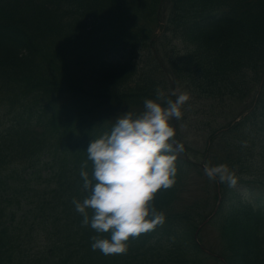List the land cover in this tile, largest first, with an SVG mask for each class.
<instances>
[{
    "label": "trees",
    "instance_id": "1",
    "mask_svg": "<svg viewBox=\"0 0 264 264\" xmlns=\"http://www.w3.org/2000/svg\"><path fill=\"white\" fill-rule=\"evenodd\" d=\"M168 1L161 16L165 0H0V264H264V204L247 196L257 190L264 198V0ZM160 20L167 21L162 41L182 42L171 56L162 49L174 60L171 92V76L157 60L161 50L152 48ZM158 87L166 95L191 92L223 112L252 101L238 121L239 114L214 119L220 127L207 133L203 154L182 134L185 117L171 121L185 149L175 184L152 201L165 221L108 258L92 249L99 234L83 225L73 204L89 194L80 168L90 142L120 114L141 113ZM199 159L226 165L236 181L220 180L213 218L223 260L196 238L213 199L192 200ZM5 165L13 168L4 175ZM86 170L91 177V161ZM197 171L204 187L216 184ZM9 188L25 197L15 199ZM22 206L35 213L28 230L55 235L49 245L19 247L8 222Z\"/></svg>",
    "mask_w": 264,
    "mask_h": 264
},
{
    "label": "clouds",
    "instance_id": "2",
    "mask_svg": "<svg viewBox=\"0 0 264 264\" xmlns=\"http://www.w3.org/2000/svg\"><path fill=\"white\" fill-rule=\"evenodd\" d=\"M189 99L186 92L166 95L158 87L155 99L144 100L141 113L120 114L110 131L90 142L87 160L80 168L83 189L89 194L82 201L73 199V204L83 225L99 234L92 237L94 251L124 254L130 238L164 223V213L152 201L159 190L175 184L177 155L184 145L174 139L176 129L171 121L182 118V106ZM88 161L91 177L86 170ZM206 175L209 179L219 176L229 186L236 182L226 165L206 166ZM105 233L110 238H104Z\"/></svg>",
    "mask_w": 264,
    "mask_h": 264
},
{
    "label": "rangeland",
    "instance_id": "3",
    "mask_svg": "<svg viewBox=\"0 0 264 264\" xmlns=\"http://www.w3.org/2000/svg\"><path fill=\"white\" fill-rule=\"evenodd\" d=\"M170 2L168 0H165L164 4L161 7V16H166L169 11ZM161 23V25H160ZM167 23L165 20H160L159 25L157 26V29L154 32V37H156L155 40H153L152 48L155 52L158 53V49L161 50L162 46V39L159 38V36L163 33L164 25ZM168 45V50L173 51L181 47L182 42L179 40L174 41H166ZM159 62L161 63V68L165 70V72L168 74V72H172V68L170 66L169 60L164 57L162 54H158ZM170 85L172 88H169V91H174L175 89V83L171 81L170 77ZM179 86H177L178 88ZM189 94L190 99L185 103V105L182 106L183 110V117H185L186 121L190 124L189 126H186V130L189 131V135L191 136L192 142L195 143V147L198 149L204 148V134L206 133L205 125H207L208 119H212L213 117L217 115H222L221 117H231L233 113H239L242 109H246L250 107L251 98H248L243 104L240 106H227L225 111L223 112L220 108L215 106L211 100L207 101L202 98H198V96L194 95L191 92H187ZM207 113V114H206ZM212 126H217V124H214ZM197 182L200 183L201 177L197 176V173H194ZM195 191H198L197 188H195ZM250 197H255L257 194L249 195ZM209 212V211H208ZM202 235L203 239L206 243H208L212 249L217 248L220 239H219V231L214 223H207L205 227L202 229Z\"/></svg>",
    "mask_w": 264,
    "mask_h": 264
}]
</instances>
